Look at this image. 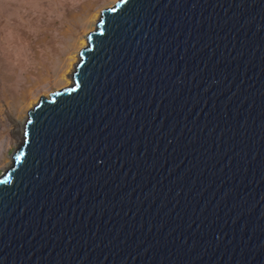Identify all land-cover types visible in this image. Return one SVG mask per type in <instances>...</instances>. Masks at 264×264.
Segmentation results:
<instances>
[{"label":"water","instance_id":"water-1","mask_svg":"<svg viewBox=\"0 0 264 264\" xmlns=\"http://www.w3.org/2000/svg\"><path fill=\"white\" fill-rule=\"evenodd\" d=\"M0 175V264H264V0H119Z\"/></svg>","mask_w":264,"mask_h":264},{"label":"rangeland","instance_id":"rangeland-1","mask_svg":"<svg viewBox=\"0 0 264 264\" xmlns=\"http://www.w3.org/2000/svg\"><path fill=\"white\" fill-rule=\"evenodd\" d=\"M117 1L0 0V175L23 142L27 111L67 88L81 40L96 30V15Z\"/></svg>","mask_w":264,"mask_h":264},{"label":"bare ground","instance_id":"bare-ground-1","mask_svg":"<svg viewBox=\"0 0 264 264\" xmlns=\"http://www.w3.org/2000/svg\"><path fill=\"white\" fill-rule=\"evenodd\" d=\"M96 15V14H95ZM94 15V16H95ZM93 16V17H94ZM101 16L102 15H96V18H99V20H100V18H101ZM90 33V32H89ZM88 33V34H89ZM87 44H88V38L87 39H83V40H81V42H80V45H81V47H82V49L83 48H86L87 47ZM79 53V52H78ZM79 58V59H78ZM79 61H80V54L79 55H75V56H73L72 57V61H71V63H70V65H69V67H70V69H69V71H68V74H69V76H68V78L66 77V82H67V87H70V84H71V81H73V74L75 73V71H76V66H77V64L79 63ZM70 62V61H69ZM49 96V95H48ZM35 102H33V104H34ZM35 105H36V103H35ZM34 105V106H35ZM30 106V105H29ZM29 109V108H28ZM25 111V110H24ZM27 113H28V111H27ZM22 120V119H21ZM22 133V139L24 138V126H23V132H21ZM21 138V137H20ZM6 162L8 163L9 162V160L7 159L6 160Z\"/></svg>","mask_w":264,"mask_h":264}]
</instances>
